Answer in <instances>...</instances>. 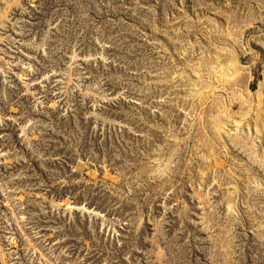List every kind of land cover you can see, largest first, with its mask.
<instances>
[{"label":"rangeland","instance_id":"1","mask_svg":"<svg viewBox=\"0 0 264 264\" xmlns=\"http://www.w3.org/2000/svg\"><path fill=\"white\" fill-rule=\"evenodd\" d=\"M0 264H264V0H0Z\"/></svg>","mask_w":264,"mask_h":264}]
</instances>
